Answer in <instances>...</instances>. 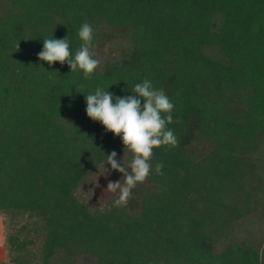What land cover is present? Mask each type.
Segmentation results:
<instances>
[{"label":"trees","instance_id":"1","mask_svg":"<svg viewBox=\"0 0 264 264\" xmlns=\"http://www.w3.org/2000/svg\"><path fill=\"white\" fill-rule=\"evenodd\" d=\"M83 23L90 80L38 57L51 38L74 54ZM145 79L174 102L179 146L154 149L163 175L126 207L111 193L92 211L78 191L122 179L99 165L124 144L85 95ZM0 215L1 264H264V0H0Z\"/></svg>","mask_w":264,"mask_h":264},{"label":"clouds","instance_id":"2","mask_svg":"<svg viewBox=\"0 0 264 264\" xmlns=\"http://www.w3.org/2000/svg\"><path fill=\"white\" fill-rule=\"evenodd\" d=\"M95 33L96 29L91 24L83 23L78 31L82 43L74 54L68 37L44 39L43 50L38 57L49 66L56 62L61 66L67 63L71 73L80 70L84 79L90 80L101 67L94 51ZM17 48L19 50L20 43ZM85 100L87 116L102 124L107 132L120 138L124 144L122 159L118 160L113 150L106 155V162H101L99 168H106L108 172L106 166L110 165L112 171L122 174L120 181H109L106 191L118 194L114 207H126L133 190L145 183L153 171L156 175H163L164 164L154 160V149L178 147L179 139L169 126L182 121L174 120L175 104L166 92L154 87L148 79L137 83L132 95L119 97L96 87L94 93L85 95ZM127 153H131L130 159H127Z\"/></svg>","mask_w":264,"mask_h":264},{"label":"rangeland","instance_id":"3","mask_svg":"<svg viewBox=\"0 0 264 264\" xmlns=\"http://www.w3.org/2000/svg\"><path fill=\"white\" fill-rule=\"evenodd\" d=\"M110 180L103 172H97L92 176L89 183L83 185L78 191V198L85 203L92 211L101 207L111 192L106 191ZM7 230L4 224V217L0 215V264L8 263L9 253L5 246Z\"/></svg>","mask_w":264,"mask_h":264}]
</instances>
